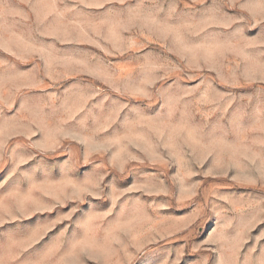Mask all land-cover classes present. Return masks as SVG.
Masks as SVG:
<instances>
[{"label":"rangeland","instance_id":"obj_1","mask_svg":"<svg viewBox=\"0 0 264 264\" xmlns=\"http://www.w3.org/2000/svg\"><path fill=\"white\" fill-rule=\"evenodd\" d=\"M0 264H264V0H0Z\"/></svg>","mask_w":264,"mask_h":264}]
</instances>
